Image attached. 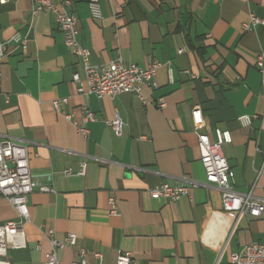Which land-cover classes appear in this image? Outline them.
<instances>
[{
  "label": "crops",
  "instance_id": "crops-1",
  "mask_svg": "<svg viewBox=\"0 0 264 264\" xmlns=\"http://www.w3.org/2000/svg\"><path fill=\"white\" fill-rule=\"evenodd\" d=\"M69 1L92 65L121 58L146 68L157 61V88L142 87L144 101L135 93L78 94L72 76L83 77L80 61L52 15L33 17L31 0L0 3V42L27 40L25 51L11 44L0 62V135L26 147L32 178L54 190L28 196L26 246L8 250L7 262L44 264L50 240L67 234L76 243L57 251L62 264L78 261L81 251L87 264H115L121 252L134 264H231L241 248L264 244V215L235 223L220 191L205 184L198 150L199 135L215 141V129L229 131L222 155L234 173L232 190L264 201V97L256 68L264 24L242 31L250 14L264 21V0H99L101 20L91 18L89 0ZM59 99L67 100L60 108L69 120L52 108ZM83 107L93 122L84 123ZM116 117L120 135L106 125ZM83 163L85 174L77 176ZM160 184L185 186L187 195L151 198ZM9 221L19 217L0 197V225Z\"/></svg>",
  "mask_w": 264,
  "mask_h": 264
},
{
  "label": "built area",
  "instance_id": "built-area-1",
  "mask_svg": "<svg viewBox=\"0 0 264 264\" xmlns=\"http://www.w3.org/2000/svg\"><path fill=\"white\" fill-rule=\"evenodd\" d=\"M32 16L37 17L42 12H49L54 20L56 27L63 35L65 46L80 61L83 77L74 73L72 80L78 85L77 93L80 95H96L98 97H116L121 94L135 93L141 97V90L144 86L157 88L155 80L156 72L161 64L153 61L146 68L137 65H127L121 58L106 64L92 65L90 63L89 51L81 47L77 41V19L69 11L71 2L63 0L59 5H55L52 0H31ZM6 0H0L5 3ZM88 8L91 18L101 20L102 14L99 0H89ZM264 21L250 14L247 22L242 25V31L263 25ZM26 38L14 35L9 41L0 42V62L8 55V49L12 44L16 49L26 50ZM185 50L179 49L178 54ZM256 68L261 76L264 97V52L256 56ZM194 78V77H193ZM83 83V85H81ZM66 99L52 101V108L66 119H70L69 114L61 111L60 105L66 103ZM144 101V100H143ZM158 109H163L165 104L160 102ZM84 123H91L95 120L94 114L86 107ZM243 120V119H242ZM106 125L116 134H121L122 122L119 117L113 121L106 122ZM79 133L87 136L88 131L85 127H78ZM215 141H211L205 134L198 136V150L200 162L205 173V184L215 186L221 193L222 209L236 215L235 223L249 214L253 217L264 215V201L258 202L253 199L251 194H240L232 190L231 183L234 173L222 155V146L232 142L231 134L227 130L215 129ZM86 165H81L77 176H84ZM65 176H70V171H64ZM200 185L191 183V187L198 188ZM37 190L41 193H53L54 190L46 185L37 183L31 176L28 153L26 147L5 139L0 135V197L6 199L15 209L19 221H9L0 225V264H9L6 260L7 251L10 249L24 248L23 226L29 221L30 213L28 209V196ZM187 187L160 184L150 190L153 199H166L172 202L179 201L187 195ZM111 214L116 213L115 201L109 199ZM52 238L53 233L48 232ZM76 243L74 234H67L62 240L52 238L50 240V251L45 255L44 264H62L57 257V251L66 247H72ZM231 264H264V244H251L241 248L237 253L230 256ZM72 264H87L86 252L79 253L78 261ZM115 264H134L132 255L129 252H121L116 257Z\"/></svg>",
  "mask_w": 264,
  "mask_h": 264
}]
</instances>
